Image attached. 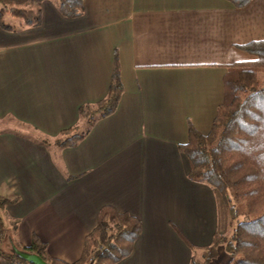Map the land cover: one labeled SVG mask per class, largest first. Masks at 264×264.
Instances as JSON below:
<instances>
[{
	"label": "crops",
	"instance_id": "0c3cea01",
	"mask_svg": "<svg viewBox=\"0 0 264 264\" xmlns=\"http://www.w3.org/2000/svg\"><path fill=\"white\" fill-rule=\"evenodd\" d=\"M83 4L66 17L58 0H44L39 25H0V195L12 201L1 214L17 222L12 242L29 247L37 237L51 257L74 263L102 209L113 207L142 222L118 264L203 261L237 220L218 190L190 179L179 147L192 128L210 132L230 67L256 59L243 46L264 40V0ZM116 65V111L76 145L58 146L80 107L106 97ZM231 260L219 244L208 264Z\"/></svg>",
	"mask_w": 264,
	"mask_h": 264
},
{
	"label": "trees",
	"instance_id": "16d2710c",
	"mask_svg": "<svg viewBox=\"0 0 264 264\" xmlns=\"http://www.w3.org/2000/svg\"><path fill=\"white\" fill-rule=\"evenodd\" d=\"M44 0H0V25L8 30L39 25ZM235 7L247 6L252 0H228ZM66 17L83 13V0H58ZM243 48L256 56L249 62L230 67L226 76V94L211 130L202 134L190 129L188 142L180 145L190 163L189 177L218 190L224 197L236 226L229 236L216 235L201 263L208 264L223 244L232 257L230 264H264V85L258 74L264 71V40L253 41ZM123 84L116 65L108 94L94 104L80 107V122L62 131L55 139L58 146H74L96 121L113 114L120 102ZM12 201L0 195V257L32 264L16 252L2 248L6 224L1 214ZM17 228V222L14 224ZM142 232L139 218L113 207L100 213L97 227L86 237L82 257L68 263L48 254L47 245L35 237L29 247L18 249L38 255L48 264H118L132 254Z\"/></svg>",
	"mask_w": 264,
	"mask_h": 264
},
{
	"label": "rangeland",
	"instance_id": "374dc122",
	"mask_svg": "<svg viewBox=\"0 0 264 264\" xmlns=\"http://www.w3.org/2000/svg\"><path fill=\"white\" fill-rule=\"evenodd\" d=\"M258 78H259V82H260V84H262V85H264V71H261L259 74H258ZM14 222L12 223H9L8 225H6V233H5V235H4V241H3V243H2V248H3V250L4 251H6V252H15V249H18V246L16 245V244H14L13 242H12V239H13V237H14V234H15V226H14ZM12 238V239H11ZM2 257V256H1ZM197 260V259H196ZM197 261H199V262H203V261H201V260H197ZM15 264L16 263H18V264H21V263H19V262H14Z\"/></svg>",
	"mask_w": 264,
	"mask_h": 264
},
{
	"label": "water",
	"instance_id": "95a60500",
	"mask_svg": "<svg viewBox=\"0 0 264 264\" xmlns=\"http://www.w3.org/2000/svg\"><path fill=\"white\" fill-rule=\"evenodd\" d=\"M15 252L32 264H48L36 254L27 253L19 249H15Z\"/></svg>",
	"mask_w": 264,
	"mask_h": 264
}]
</instances>
